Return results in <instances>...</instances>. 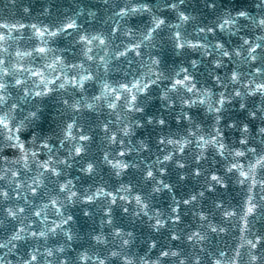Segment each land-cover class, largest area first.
I'll return each instance as SVG.
<instances>
[{"label": "snow or ice", "instance_id": "1", "mask_svg": "<svg viewBox=\"0 0 264 264\" xmlns=\"http://www.w3.org/2000/svg\"><path fill=\"white\" fill-rule=\"evenodd\" d=\"M195 2L7 0L0 264H264V0Z\"/></svg>", "mask_w": 264, "mask_h": 264}, {"label": "water", "instance_id": "2", "mask_svg": "<svg viewBox=\"0 0 264 264\" xmlns=\"http://www.w3.org/2000/svg\"><path fill=\"white\" fill-rule=\"evenodd\" d=\"M158 1L159 0H157V2ZM100 2L101 0H29V3L27 1H25L24 3L23 0H18V3L22 5H31L34 14L41 11V5L53 4L55 5V7L53 8V12L55 13L68 12L69 14H71V11H74L78 6L79 9H90L91 11L97 12L98 17H102L104 15L103 11H97V6ZM217 2L221 6L240 7L248 6L252 2V0H217ZM4 3L7 4V0H0V15H7L10 11L15 14V9H11L10 6L5 7ZM192 8H194L193 11L202 12L205 17L210 15V13H208L206 9H203L199 3L195 2V0ZM16 18L19 19V16L17 15ZM80 20L82 23H87L88 18L86 16V12L81 15ZM228 131L231 132L232 130L229 129ZM260 229H264V223H258L255 225L254 230ZM2 235L3 232H0V236ZM214 243L216 244L217 249H224L226 247L224 239H217L214 241ZM188 250L191 251V248H189ZM195 250L198 251V249ZM153 258H155V256H153Z\"/></svg>", "mask_w": 264, "mask_h": 264}]
</instances>
